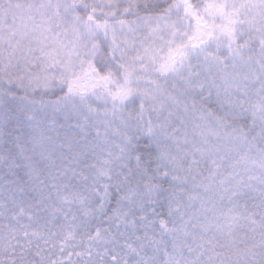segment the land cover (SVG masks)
<instances>
[{"label":"snow or ice","instance_id":"snow-or-ice-1","mask_svg":"<svg viewBox=\"0 0 264 264\" xmlns=\"http://www.w3.org/2000/svg\"><path fill=\"white\" fill-rule=\"evenodd\" d=\"M0 264H264V0H0Z\"/></svg>","mask_w":264,"mask_h":264}]
</instances>
